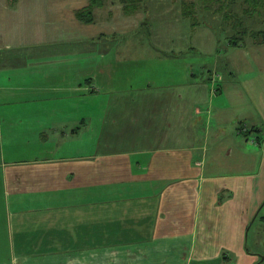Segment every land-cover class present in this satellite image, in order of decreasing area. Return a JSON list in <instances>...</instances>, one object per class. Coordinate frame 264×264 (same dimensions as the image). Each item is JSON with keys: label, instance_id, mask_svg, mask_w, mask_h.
Returning <instances> with one entry per match:
<instances>
[{"label": "crops", "instance_id": "0c3cea01", "mask_svg": "<svg viewBox=\"0 0 264 264\" xmlns=\"http://www.w3.org/2000/svg\"><path fill=\"white\" fill-rule=\"evenodd\" d=\"M122 1L0 0V255L260 264L248 243H263L264 44L229 55L226 67L249 75L253 53L257 74L240 82L134 86L136 50L111 43L121 17L134 26L148 9ZM178 52L177 63L193 54ZM30 138L37 154L5 159Z\"/></svg>", "mask_w": 264, "mask_h": 264}, {"label": "rangeland", "instance_id": "374dc122", "mask_svg": "<svg viewBox=\"0 0 264 264\" xmlns=\"http://www.w3.org/2000/svg\"><path fill=\"white\" fill-rule=\"evenodd\" d=\"M115 1H119L120 6L126 3L122 0ZM137 2L138 5L140 3V6L148 9V12H143L146 14L145 17L141 20V13H135L134 26L128 22L129 17H121L120 29L125 27L127 30L116 35L111 43L113 48L136 50L134 58L137 59V63L130 69L134 72L129 74L128 80L135 83L134 86L147 83L156 85L165 80L172 81L171 77H173L180 78L185 83L198 82L199 79L208 85L212 81L217 82L216 84L212 82L214 87L219 86L223 81H241V77L257 74L253 53L250 51L246 55L248 60L253 61L250 64L249 75H247L248 70H244L243 73L231 67L228 69L226 60L234 51H240L236 46L237 43L256 44L250 32L264 28V0H137ZM122 8L117 9L121 12V16ZM183 8L189 10L192 16H184L186 14L183 13ZM179 49L193 52L194 55H187L185 52V56H181L183 62L177 63L175 57ZM171 50L174 51L170 52ZM244 51L241 50L239 53L244 55ZM195 59H199V64H204L212 74L215 72L216 78L210 77L211 74L208 75L207 71H201L195 64ZM216 61L220 64L218 69L214 68ZM241 63L244 64L243 57ZM122 79L127 78L125 76V79ZM90 146L92 147L91 144ZM4 148L7 152L5 159L8 160L22 156L31 157L39 152L37 147H34L32 138L23 146V152L12 150L10 146L8 151L7 146ZM263 227L261 226L258 232L263 243H252V239H249L248 243L249 249L261 253L262 259L264 258ZM2 249L0 264H9V249ZM260 264H264V260Z\"/></svg>", "mask_w": 264, "mask_h": 264}, {"label": "trees", "instance_id": "16d2710c", "mask_svg": "<svg viewBox=\"0 0 264 264\" xmlns=\"http://www.w3.org/2000/svg\"><path fill=\"white\" fill-rule=\"evenodd\" d=\"M250 1V0H247ZM262 1V0H261ZM102 4V0H89V9L93 6H99ZM87 13H89L90 11H86ZM88 21H90V18L87 19ZM245 33V32H244ZM251 37L253 38V41L256 44H264V28L263 29H258V30H252L250 32ZM233 43H236V40L233 41ZM262 218H264V216H262Z\"/></svg>", "mask_w": 264, "mask_h": 264}]
</instances>
